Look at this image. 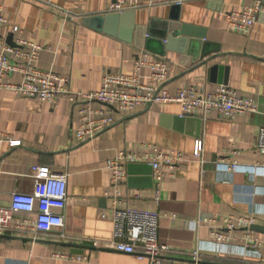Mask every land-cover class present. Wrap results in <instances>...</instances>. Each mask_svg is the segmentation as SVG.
<instances>
[{"label": "crops", "instance_id": "obj_1", "mask_svg": "<svg viewBox=\"0 0 264 264\" xmlns=\"http://www.w3.org/2000/svg\"><path fill=\"white\" fill-rule=\"evenodd\" d=\"M138 1L140 6L123 16L110 12L112 0H0L6 20L0 41L10 46L20 39L44 48L35 67L67 78L75 92L97 91L105 75H129L138 61H160L167 65L164 89L170 95L184 88L212 93L225 81L251 98L255 111L233 119L211 113L196 121L180 119L177 103L133 112L112 109V125L80 142L74 137L78 106L66 98L41 102L0 90V208L9 207L11 194L32 192L33 167L68 173L63 227L0 235V264H150L110 248L112 199L104 164L122 153L155 151L178 152L183 161L160 182L144 163L126 165L119 197L128 207L159 213L158 237L170 249L165 264H191L198 249L196 264H256L235 249H212L209 241L226 217L242 214L255 217L254 226L262 230L252 232L264 240V156L256 150L257 132L264 127V0ZM256 3L263 11L250 33L230 32L227 15ZM172 5L192 55L182 54L179 40L161 44L157 38ZM194 56L200 58L194 62ZM150 73L141 70L142 83ZM8 81L19 84L22 77L13 74ZM196 140L203 144L200 157L193 154ZM10 141L20 145L10 148ZM231 161L242 170L223 167ZM66 244L79 246L82 254H72Z\"/></svg>", "mask_w": 264, "mask_h": 264}, {"label": "built area", "instance_id": "obj_2", "mask_svg": "<svg viewBox=\"0 0 264 264\" xmlns=\"http://www.w3.org/2000/svg\"><path fill=\"white\" fill-rule=\"evenodd\" d=\"M140 6L138 0H112L110 12L122 14L132 12ZM263 11L260 3L245 7L240 12L227 15V29L230 32L247 35L257 23ZM6 20L0 6V26ZM18 29L14 28L13 33ZM44 48L18 39L14 46L0 41V90L9 91L17 96L37 99L41 102L57 103L66 98L73 106H78L74 137L77 141L90 140L108 129L112 123V109L120 112H133L151 105H180V117L205 118L216 113L218 118L233 119L237 115L254 112L255 103L228 86L220 85L212 93L184 88L175 95L164 89L167 80V65L164 62L138 61L135 70L129 75H105L99 90L75 92L69 87L67 78L52 72L38 70L35 65ZM264 60V53L262 55ZM148 68V83L141 82V70ZM20 74L22 81L12 84L8 78ZM93 104H99L95 108ZM19 141H10L9 147L19 146ZM256 150L264 156V127L257 132ZM203 152L202 141L196 140L193 154L200 157ZM183 157L180 153L156 152L122 153L105 162L110 173L112 239L110 248L124 254L135 255L138 259L147 258L150 264H165L170 252L158 237L160 215L154 210L133 209L124 205L119 197V187L126 180V165L144 163L151 168L152 177L160 182L164 176L177 169ZM228 171L239 172L241 167L234 161L222 164ZM257 167L250 168L255 171ZM35 180L29 194L13 193L8 208H0V235L21 234L28 229L32 232L49 233L64 225L62 212L68 201V173L46 174L42 168L33 167ZM105 216L102 215V218ZM216 217L212 222H216ZM256 224L254 216L242 214L224 219V226L210 232L209 244L215 250L223 247L235 249L241 256L253 257L256 264H264V240L254 235L252 227ZM241 231L237 236L236 232ZM97 247V244H93ZM217 247V248H215ZM220 247V248H218ZM200 250H194L191 264L200 259ZM173 264V263H172Z\"/></svg>", "mask_w": 264, "mask_h": 264}, {"label": "water", "instance_id": "obj_3", "mask_svg": "<svg viewBox=\"0 0 264 264\" xmlns=\"http://www.w3.org/2000/svg\"><path fill=\"white\" fill-rule=\"evenodd\" d=\"M176 5H172L171 7V14L169 15L167 20L162 21V25L164 27V32L159 35V37H157L159 39V42L161 44H165L167 41H176L179 40L180 42L183 43V46L185 48H183L181 50L182 54L186 56V54L192 55L191 54V48H192V42L189 41L188 34H186L184 32V30L181 28V26H179V17L176 13ZM132 12H126V13H122L121 15H127V14H131ZM117 14V13H116ZM148 36H150L147 33ZM140 45V44H139ZM10 46H14V45H10ZM204 56H201V58H203ZM200 57H196L194 56V62H196ZM210 60V59H208ZM207 60V61H208ZM206 62V61H204ZM214 71V69L212 70V72ZM222 84H226L225 81L222 82ZM180 119H185L186 117H179ZM194 120L196 121H200V119L198 118H194ZM135 164H128L127 168L129 169L130 167H133ZM145 166H147L149 168V170L151 171L150 166L144 164ZM254 231H261V227L259 226H253L251 228ZM65 246L69 247L72 251V254H82L83 250L81 248H79V246L73 245V244H66ZM198 264H226V263H217V262H199Z\"/></svg>", "mask_w": 264, "mask_h": 264}]
</instances>
